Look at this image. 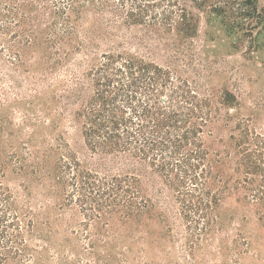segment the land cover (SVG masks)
I'll list each match as a JSON object with an SVG mask.
<instances>
[{"label":"trees","instance_id":"16d2710c","mask_svg":"<svg viewBox=\"0 0 264 264\" xmlns=\"http://www.w3.org/2000/svg\"><path fill=\"white\" fill-rule=\"evenodd\" d=\"M207 4L0 0V83L18 91L22 82L13 72L24 67L29 74L28 90L14 101L27 102L31 116L24 124L32 129L14 148L3 137L12 123L0 111V264L31 263L25 235L33 227L38 187L78 218L76 232L91 254L110 245L107 227L115 221L142 231L158 220L173 236L175 212L185 264H243L252 243L240 227L227 234L235 219L225 209L231 198L253 211L264 243V134L240 118L222 136L233 120L222 111L237 107L236 97L227 90L204 93L172 68L121 45L97 52L98 40L111 41L122 28L141 29L143 45L180 50L198 35L194 10ZM213 11L243 20L232 30L244 29L256 15L264 23L256 0H222ZM86 16L98 24L83 37ZM67 112L93 161L81 160L60 131ZM48 130L51 142L44 139ZM9 176L18 186L5 183ZM215 235V253L199 260L204 242Z\"/></svg>","mask_w":264,"mask_h":264},{"label":"rangeland","instance_id":"374dc122","mask_svg":"<svg viewBox=\"0 0 264 264\" xmlns=\"http://www.w3.org/2000/svg\"><path fill=\"white\" fill-rule=\"evenodd\" d=\"M219 1L222 0H208L202 11L194 10L199 17L198 35L180 50L165 49L156 44L143 45L139 40L143 37L141 29L122 28L111 41L98 40L97 52L107 50L110 45H121L160 65L172 68L200 85L204 93L230 91L236 97L238 106L223 109V114L230 113L233 120L222 131V136L227 137L235 121L240 118L249 119L252 128L264 134L263 15L246 20L244 29L232 30L233 23L243 20L231 12L218 14L213 11ZM256 2L258 10L263 12L264 0ZM97 24L91 17L86 16L80 23L83 37L86 31H94ZM23 70L24 67L13 72L22 82L21 90L9 89L11 82L8 85L0 83V111L2 117L12 123L5 129L3 137L14 148L26 141L28 133L32 132L24 124L26 117L31 116L30 107L24 98L20 100V105L14 101L16 97L24 96L29 88V74ZM3 71L10 72L9 69ZM60 131H65L70 146L81 160H94L87 153L80 127L71 112L66 113ZM53 135L48 130L44 139L51 142ZM5 183L11 187L18 186V181L13 176H9ZM146 187L155 198L151 181H146ZM41 192L39 187L34 191L31 212L33 227L25 235L30 264H185L182 227L175 212L170 214L174 237L167 231V225L158 220L148 221L142 231H138L136 225L123 226L115 221L107 227L110 245L100 246L96 253L91 254L86 251L76 232L78 218L68 210L58 209L55 206L57 200L45 197ZM225 209L235 215L233 227L227 234H234V227H240L252 243L249 253L243 257V264H264V243L260 239L263 234L253 211L243 203H237L235 198L226 202ZM218 239L219 236L215 235L204 242L203 250L199 251V260L201 255L208 258L215 253L219 245Z\"/></svg>","mask_w":264,"mask_h":264}]
</instances>
